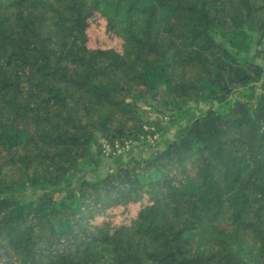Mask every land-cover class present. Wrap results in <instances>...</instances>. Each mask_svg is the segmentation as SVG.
I'll return each instance as SVG.
<instances>
[{"label": "trees", "instance_id": "trees-1", "mask_svg": "<svg viewBox=\"0 0 264 264\" xmlns=\"http://www.w3.org/2000/svg\"><path fill=\"white\" fill-rule=\"evenodd\" d=\"M258 59L264 0H0V264H264ZM149 99L216 107L85 179L98 136L151 147Z\"/></svg>", "mask_w": 264, "mask_h": 264}, {"label": "rangeland", "instance_id": "rangeland-1", "mask_svg": "<svg viewBox=\"0 0 264 264\" xmlns=\"http://www.w3.org/2000/svg\"><path fill=\"white\" fill-rule=\"evenodd\" d=\"M89 37L91 40V45L95 47L102 48H116L120 49V40L105 31V24L103 20H96L91 25L89 31ZM218 41H222L226 44L230 51L235 52V48L230 44L228 40L223 39L220 35H215ZM255 43L250 45V55H254L256 52ZM257 62L264 67V60L258 59ZM241 95V91L235 93V98ZM142 109H144L145 117L151 121H157L159 123V129L156 130V135L153 137V142L151 147L145 141L133 142L128 149L122 152L111 151L104 147L109 143L98 136V143L101 146L98 147L97 144L93 146V156L89 160L88 165H85V172L83 174L84 178L92 181L100 176H105L113 168V157L122 156L127 159L130 156H135L137 158L149 157L158 150L163 149V144L165 140L177 139L180 133L184 130L187 125V121L194 115H199L206 112L211 107H216V104L212 101L207 102H197L191 100L186 104V108L182 111H176L170 109L163 105V102L158 100H148V103L141 104ZM101 147V149H99ZM118 156V157H119ZM76 189V184L72 186L71 191L74 192ZM39 193L34 192L32 189L27 190L22 194L27 201L35 200ZM66 193H62L58 198H63Z\"/></svg>", "mask_w": 264, "mask_h": 264}, {"label": "built area", "instance_id": "built-area-1", "mask_svg": "<svg viewBox=\"0 0 264 264\" xmlns=\"http://www.w3.org/2000/svg\"><path fill=\"white\" fill-rule=\"evenodd\" d=\"M129 146H131V141H126L122 145L120 143H118V142H115L114 143V147H112L110 144H108V145L104 144V147H106L107 150H109V148H110V150L112 148H114V150L117 151V152H122L123 150L128 149Z\"/></svg>", "mask_w": 264, "mask_h": 264}]
</instances>
